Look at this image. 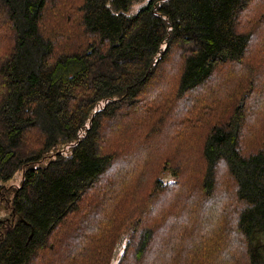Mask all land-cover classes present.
I'll list each match as a JSON object with an SVG mask.
<instances>
[{"label": "trees", "instance_id": "obj_1", "mask_svg": "<svg viewBox=\"0 0 264 264\" xmlns=\"http://www.w3.org/2000/svg\"><path fill=\"white\" fill-rule=\"evenodd\" d=\"M0 264H264V0H0Z\"/></svg>", "mask_w": 264, "mask_h": 264}, {"label": "rangeland", "instance_id": "obj_2", "mask_svg": "<svg viewBox=\"0 0 264 264\" xmlns=\"http://www.w3.org/2000/svg\"><path fill=\"white\" fill-rule=\"evenodd\" d=\"M16 183L18 184L19 183V180H17ZM8 184H10V182H8ZM121 247H122V244L120 243L119 244V247H117V249H116V254L121 251ZM119 255H120V253H118V257H119ZM118 257H117V259H118Z\"/></svg>", "mask_w": 264, "mask_h": 264}]
</instances>
